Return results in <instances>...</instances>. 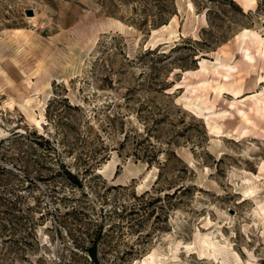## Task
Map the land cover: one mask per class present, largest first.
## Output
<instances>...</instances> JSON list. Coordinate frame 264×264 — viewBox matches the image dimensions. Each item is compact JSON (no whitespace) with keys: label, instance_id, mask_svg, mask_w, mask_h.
Instances as JSON below:
<instances>
[{"label":"rangeland","instance_id":"obj_1","mask_svg":"<svg viewBox=\"0 0 264 264\" xmlns=\"http://www.w3.org/2000/svg\"><path fill=\"white\" fill-rule=\"evenodd\" d=\"M263 91L264 0H0V264H264Z\"/></svg>","mask_w":264,"mask_h":264},{"label":"bare ground","instance_id":"obj_2","mask_svg":"<svg viewBox=\"0 0 264 264\" xmlns=\"http://www.w3.org/2000/svg\"><path fill=\"white\" fill-rule=\"evenodd\" d=\"M189 8L191 9V5H189ZM247 58L251 61L252 59H251V57H249V56H247ZM207 62V61H206ZM206 62H205V60H203L202 61V63L203 64H206ZM264 92V91H263ZM263 92L262 93H260L259 95H254V96H250V97H247V98H245L246 96H244V97H242L241 99H243V98H245L244 100H240L239 102H241V103H243V102H245V101H247V100H250V101H253V102H257V101H259V99L261 98V97H263L264 96V94H263ZM231 109H235V104H234V102H232V104H230V106H229ZM228 111V110H227ZM237 115L243 120V119H245V117H246V113L243 111V110H238L237 111ZM227 116V115H226ZM232 116V115H231ZM221 121V120H220ZM37 123V122H36ZM217 127V126H216ZM219 127V126H218ZM220 128V127H219ZM220 130V129H219ZM221 131V130H220ZM218 132V131H217ZM223 135V134H222ZM229 138V137H228ZM247 193V196H249V195H252V194H255V191L254 190H250L249 192H246ZM245 194V193H244ZM256 195V194H255ZM244 196H246V194L244 195ZM246 196V197H247ZM245 199V198H244ZM247 199H245L244 201H246ZM260 204L264 207V204L261 202V200H260ZM258 213V212H257ZM258 216H260V214L258 215ZM203 244H204V246H206V247H208V249H211L213 252H214V249L216 248V245L214 244V242L212 241V240H210V239H205L204 240V242H203ZM150 259V258H149ZM138 264V263H137ZM142 264H144V263H142Z\"/></svg>","mask_w":264,"mask_h":264},{"label":"trees","instance_id":"obj_3","mask_svg":"<svg viewBox=\"0 0 264 264\" xmlns=\"http://www.w3.org/2000/svg\"><path fill=\"white\" fill-rule=\"evenodd\" d=\"M68 174V178L72 181H74L76 184H78V182L76 181L75 179V176L74 175H71L70 173H67ZM89 254H90V257L92 260H95L96 259V256H95V252L93 250H90L89 251Z\"/></svg>","mask_w":264,"mask_h":264},{"label":"water","instance_id":"obj_4","mask_svg":"<svg viewBox=\"0 0 264 264\" xmlns=\"http://www.w3.org/2000/svg\"><path fill=\"white\" fill-rule=\"evenodd\" d=\"M29 15L31 16V15H32V13H29Z\"/></svg>","mask_w":264,"mask_h":264}]
</instances>
